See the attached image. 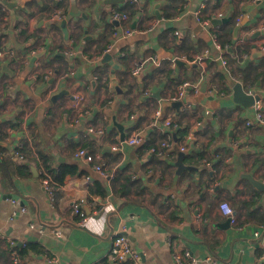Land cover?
<instances>
[{"label":"crops","instance_id":"0c3cea01","mask_svg":"<svg viewBox=\"0 0 264 264\" xmlns=\"http://www.w3.org/2000/svg\"><path fill=\"white\" fill-rule=\"evenodd\" d=\"M7 1L14 6L4 3L9 19L0 14V48H12L15 56L0 61V104H6L0 123L21 119L18 129L6 128L12 148L25 145L32 176L0 181V231L43 249L21 264H41L49 256L60 264H112V242L123 225L143 264H176V244L195 264H235L239 258V264H264V123L256 122L255 106L234 95L241 84L260 96L256 104L264 113V49L254 43L264 35V0ZM54 10L64 14V26L53 20ZM114 10L129 19L118 22ZM122 27L133 34L116 38ZM109 48L112 59L104 61ZM207 50L205 91L202 85L199 93L189 89L178 98L183 82L201 78L204 66L191 60ZM259 51L262 56L254 57ZM5 62L13 73L4 70ZM140 62L145 67L135 77L132 69ZM218 72L226 92L212 82ZM114 78L125 91L112 88ZM78 92L86 97L88 117L73 106ZM174 99L183 101L180 110L162 107V100ZM168 117L177 130L164 126ZM89 126L104 134L88 132ZM137 132L145 135L142 145L124 143ZM189 134L194 145L180 160L179 146ZM165 140L173 142L167 151L160 148ZM155 146L165 152L151 153ZM81 148L98 154L114 178L106 181L78 158ZM43 160L51 168L77 164L87 180L106 181L107 197L96 198L100 210L92 214L83 205L89 216L84 223L73 213V203L86 194L80 175L68 177L52 203L40 177ZM223 202L233 208L235 223L223 215ZM9 257V243L0 239V264H15Z\"/></svg>","mask_w":264,"mask_h":264},{"label":"built area","instance_id":"2783aa9c","mask_svg":"<svg viewBox=\"0 0 264 264\" xmlns=\"http://www.w3.org/2000/svg\"><path fill=\"white\" fill-rule=\"evenodd\" d=\"M251 2H255L257 0H250ZM0 6L2 7V10L4 12V14L6 15V18L9 19V16L7 13V8L6 5L0 2ZM112 16L115 20H117L120 23H123L124 21L129 19V16L126 13H120L119 11L114 10L112 12ZM64 17V14L57 10L56 12L53 13L52 18L55 21H60L62 20ZM200 19V18H199ZM201 20V19H200ZM241 19L238 18V22H240ZM201 22L203 24H208V21L206 20H201ZM134 30L130 27H122V28H118L115 30V37L116 38H120V37H126V36H131L133 34ZM243 42V41H241ZM255 46L260 48V49H264V35L261 36L259 39L254 41ZM216 46L220 49V50H226L225 48L223 49L221 45H219V43L216 42ZM106 52H110V48L106 50ZM31 53L33 55L37 54V50H33L31 51ZM209 50H207L205 52L204 55H198L196 56V58L194 60H191V62L199 64L201 66H204V61L206 59V57L208 56ZM15 56V52L12 48H2L0 49V61L1 60H6V59H11ZM183 59H186V57L184 56ZM222 63L226 64L227 60L224 58H222ZM145 67V62H140L139 64H137L133 69H132V74L135 77H139L141 75V73L143 72ZM74 74V72H72ZM51 72L48 74H45V82H48V80H50L51 78ZM206 77V78H205ZM207 79V72L204 66L203 69V74L201 76V78L199 80L196 81H185L183 82L180 86H179V92H178V98H183L187 91L189 89H193L195 93H199L201 90V87L203 85L204 82H206ZM108 87H104V91H107ZM111 90V89H110ZM146 93L148 94L149 92L146 91ZM146 94V95H147ZM73 106L75 108H78L81 110V115L83 117H88V112L86 111L85 107V102H86V97L83 93L78 92L74 95L73 97ZM255 119L257 123H264V113L260 110V106L255 104ZM162 115V110L159 109L155 112V116L157 119H159V117ZM252 120H248V124H252ZM155 124V123H154ZM164 126L166 128H173L175 130H177L178 125L175 124L173 122V120L168 117L164 120ZM88 132L90 133H97L99 135H103L104 131L102 129H95L92 126H89L87 129ZM194 135L193 134H189L185 137V142L180 144V150L181 152H186L187 150L190 149V147H193V143H194ZM145 139V135L143 132H137L135 135L131 136L130 138L126 139V141H124L125 144L129 145V146H133V147H137L143 144ZM191 143V144H189ZM172 141L169 140H165L162 142V147L165 151L169 150L172 148ZM192 145V146H191ZM21 148V144H16L13 148V154L12 157L19 160V161H24L25 157L24 154H22V152L20 151ZM149 151L151 153H158V154H162L165 151H161L158 146L155 147H151L149 149ZM167 154V153H166ZM76 156L78 158H81L83 160H85L86 162L92 164V167L94 169V171H96L97 173L100 174V176L105 179L106 181L111 180L114 178L115 176V171H106L105 168L103 167V164L100 160V156L96 153H90L89 151H87L84 148H81ZM43 185H44V190L46 191V194L48 196V198L50 199V201L53 203L56 199V192H57V188L54 187L48 178L43 179ZM94 201H97L96 199H94ZM12 202L14 204L18 203V200L16 199H12ZM83 205H86L88 207L90 206H94L95 202H87L85 198H82L78 201H76L75 203H73V213L76 215H80L81 219L80 221L82 223H84L85 221L88 220L89 216L82 210ZM225 206H227L228 211H225ZM221 211L223 213L224 216H227L231 219V223H235L236 222V218L234 216V210L233 208L230 206V204L228 202H223L221 205ZM21 210L23 212L27 211L26 206H23L21 208ZM99 211V210H98ZM98 211H95L96 213ZM18 215L17 211H13L11 214L12 218H15ZM34 224H32L33 226ZM54 233L59 236L60 235V231L59 229H55ZM259 233L257 232L256 235H258ZM0 239L3 241H6L9 243L10 246V250H11V256L13 258V262L15 264H21L22 259L17 255L16 250L14 249V247L16 246L17 242L13 239H11L8 235H6L3 231H0ZM176 248V252L174 254V258H175V262L176 264H195L196 260L195 258L192 256V254L190 253L189 250H186L182 247L181 244H176L175 245ZM109 258L110 261L112 262V264H125V263H129V264H143V260H142V255L133 247L132 244V240L128 235V227L126 225H123L121 227L120 232H118L113 239L112 242V246H111V250H110V254H109ZM264 258V255H263ZM47 260L49 262H53V258L51 257H47ZM55 261V260H54ZM65 264H73V263H65Z\"/></svg>","mask_w":264,"mask_h":264},{"label":"trees","instance_id":"16d2710c","mask_svg":"<svg viewBox=\"0 0 264 264\" xmlns=\"http://www.w3.org/2000/svg\"><path fill=\"white\" fill-rule=\"evenodd\" d=\"M0 2L3 4V0H0ZM42 8L43 10L47 9L46 3H44V6ZM133 13L137 14V10H134ZM0 14L1 15L4 14L1 6H0ZM212 82L214 83L218 91L220 92L227 91L226 85L224 84L225 77L221 73L218 72L215 75H213ZM5 107H6L5 103L0 104V114L2 113L3 109H5ZM174 123L178 124L177 122ZM20 124H21L20 118H16V120H10L9 122L2 121L0 123V142L6 143L5 145H0V181L2 183H11L14 175H18L21 177L32 176V170L27 160L23 162H17L12 158L13 148L11 147L9 141L10 133L8 131V128H6V126L12 127L14 129H18L20 127ZM176 133L181 134L183 133V131L180 129ZM20 144H21L20 151L22 152V154H24L26 158L28 155L26 151V147L25 145L23 146L22 142H20ZM78 175H80V173H79V166L77 164L64 163L54 168H51L47 164L46 160H43L41 164L40 177L42 179L48 178L50 183L58 189H60L65 185V181L68 177H76ZM87 175L88 174L85 171H81V175L79 177L85 178V180H87L88 177ZM107 195H108V189L106 187V181L95 180L91 182L90 180H87L85 199L87 202L90 203L95 202L94 206L89 207L90 213L93 214L95 213V211H98L101 208V204L97 201H94V199L100 198L104 200L107 197ZM82 210L87 214L84 206ZM76 217L78 220L81 219L80 215H77ZM14 249L16 250L17 255L22 260L27 259L29 256H31V253L34 252L43 253V249L41 245L36 242L17 243ZM9 258L13 261L12 256Z\"/></svg>","mask_w":264,"mask_h":264},{"label":"water","instance_id":"95a60500","mask_svg":"<svg viewBox=\"0 0 264 264\" xmlns=\"http://www.w3.org/2000/svg\"><path fill=\"white\" fill-rule=\"evenodd\" d=\"M121 1H123V0H107V3H114V2H121ZM4 3L6 5H8V6H14V3H11V2H9L7 0H5ZM59 23H61L62 26L65 25V22H63V21H61V22L59 21ZM257 53H258V56H256L257 54H255L254 57H261L262 56V52L259 51ZM111 59H112V56L110 55V53H107L104 56V61H110ZM176 63L177 64H185L186 62L184 60L177 59L176 60ZM2 67L8 73H13L8 68V64L6 62L2 64ZM93 84L96 85V82L94 81ZM111 86L118 93H121V92L125 91V88H122L120 86V84L118 83V81L115 78L112 80ZM206 87H207V85L204 84L203 87H202V91H205ZM60 95L61 94L55 96V98L58 97V96H60ZM234 95H235V98H236V100L238 102L243 103L245 106H248V107L255 106V104L257 102H259L260 99H261L259 95L246 92L245 89L243 88V86L241 84H237L235 86V93H234ZM161 104H162V107L164 109H166L167 107H175L177 110H180L182 108V106H183L184 103H183V101L181 99H174V100H169V101L162 100L161 101ZM121 140L122 141L125 140V135L124 134H122ZM5 144H6L5 142H0V145H5ZM183 155H184V152H180V160H182ZM179 164L181 166H183L182 165V162H179ZM253 181L255 182L256 180H253ZM255 183L257 184V186L262 185V183L261 182H258V181H256ZM128 235H129L130 238H132L134 240L133 236L130 233H128ZM239 261H240V258H239L238 262L235 263V264H239ZM41 264H60V263L59 262H54V261L53 262H49L48 260H45ZM223 264H228V263H223Z\"/></svg>","mask_w":264,"mask_h":264},{"label":"clouds","instance_id":"9594fccd","mask_svg":"<svg viewBox=\"0 0 264 264\" xmlns=\"http://www.w3.org/2000/svg\"><path fill=\"white\" fill-rule=\"evenodd\" d=\"M225 211H228V208H227V206H225Z\"/></svg>","mask_w":264,"mask_h":264}]
</instances>
